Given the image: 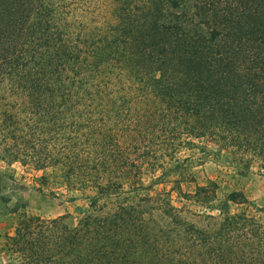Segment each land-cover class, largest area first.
Listing matches in <instances>:
<instances>
[{
	"label": "trees",
	"instance_id": "trees-1",
	"mask_svg": "<svg viewBox=\"0 0 264 264\" xmlns=\"http://www.w3.org/2000/svg\"><path fill=\"white\" fill-rule=\"evenodd\" d=\"M0 1V19L14 14L0 22V144L9 161L59 166L66 186L91 191L74 227L63 216L20 218L8 244L22 264H264V220L213 206L214 182L188 194L208 209L196 212L151 194L141 172L155 167L158 145L169 155L186 137H207L240 166L264 165V0L223 11L196 0L192 12L141 23L116 2L93 39L62 26L58 0ZM127 98L141 107L115 131ZM225 200L249 204L239 191Z\"/></svg>",
	"mask_w": 264,
	"mask_h": 264
},
{
	"label": "rangeland",
	"instance_id": "rangeland-1",
	"mask_svg": "<svg viewBox=\"0 0 264 264\" xmlns=\"http://www.w3.org/2000/svg\"><path fill=\"white\" fill-rule=\"evenodd\" d=\"M14 1H16L15 3H28L30 7L37 0ZM195 1L179 0V9H170L160 0H58L55 7L56 10L61 11L60 16L64 17L62 26L67 28L69 33L74 36L79 34L89 36L90 39H93L106 29L104 27L107 22L105 19L111 17L110 10L116 5V2L118 7H121L120 11L137 16L141 23L143 18L150 20L151 16L162 20L161 17L165 15L168 19L172 18L170 12L175 14L192 12ZM207 1L214 2L218 11L226 10L229 7L234 9L236 6L231 0ZM4 5L5 2L0 1V10L4 9ZM6 12H8V8ZM150 12L153 15H150ZM207 13L211 16L213 11L210 10ZM13 15L7 13V19L12 20ZM7 19H0V22ZM201 25L206 28L205 23ZM24 31H28V25ZM129 96L133 97V95ZM138 97L141 102V97L137 95L133 99L134 104ZM10 100L12 101L10 107L20 101L14 97ZM127 100L122 110L112 113L110 124L115 131L130 129L134 124L132 123L135 116L134 111L137 107H141L140 103L137 106L128 107L132 98H127ZM12 110L14 114H17V118L24 119L22 111ZM159 138L154 129L145 140H148L153 148L154 145L160 143ZM185 139L188 140L187 143L169 155L162 154L158 145L155 167L152 168L149 165L141 170L145 184L151 188L150 193L165 192L177 207L184 205L192 211L207 212L206 207L194 202L188 194L195 191L196 185H209V182L212 181L214 183L210 184V191L213 195L211 196L213 206L217 208L227 206L232 212L244 210L264 220V165L259 161L252 160L246 166H240L241 163L234 161L207 137H186ZM165 144L167 143L165 142ZM5 147L0 144V264H22V255L18 252H11L8 244V236L14 235L20 218L29 215L39 216L46 220L63 216L65 223L74 227L88 208L87 196L91 191L66 186L61 178L59 166L34 169L31 165H24L21 161H9ZM151 152L153 151L151 150ZM2 156L5 159H2ZM175 161L180 163V167L174 164ZM179 182L182 190L180 194L177 193ZM232 191L242 192L248 198L249 204L226 203V196ZM212 212L217 213L218 211L212 210Z\"/></svg>",
	"mask_w": 264,
	"mask_h": 264
}]
</instances>
